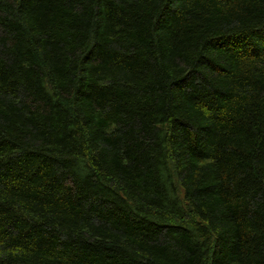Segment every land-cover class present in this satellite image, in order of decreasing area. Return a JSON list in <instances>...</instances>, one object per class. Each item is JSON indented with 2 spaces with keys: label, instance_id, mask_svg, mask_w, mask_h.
<instances>
[{
  "label": "trees",
  "instance_id": "obj_1",
  "mask_svg": "<svg viewBox=\"0 0 264 264\" xmlns=\"http://www.w3.org/2000/svg\"><path fill=\"white\" fill-rule=\"evenodd\" d=\"M0 264H264V0H0Z\"/></svg>",
  "mask_w": 264,
  "mask_h": 264
}]
</instances>
